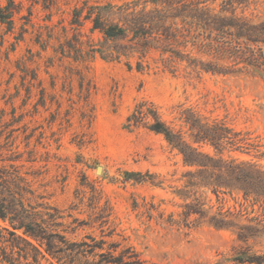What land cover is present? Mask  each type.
I'll return each instance as SVG.
<instances>
[{
  "label": "rangeland",
  "instance_id": "374dc122",
  "mask_svg": "<svg viewBox=\"0 0 264 264\" xmlns=\"http://www.w3.org/2000/svg\"><path fill=\"white\" fill-rule=\"evenodd\" d=\"M150 1L0 0L12 3L13 19L0 22V168L27 181L23 219L44 229L36 241L0 217L8 229L0 258L9 260L0 264H97L99 253L126 248L146 264H231L238 252L264 254L260 197H245L235 181L216 194L209 185L184 187L199 167L148 129L149 118L125 127L136 104L152 103L202 153L264 173V77L189 73L182 63L173 70L155 51L108 53L133 42L93 29L96 12ZM222 1L207 3L219 9ZM245 12L263 14L264 0H250ZM193 114L222 141L198 140L184 122Z\"/></svg>",
  "mask_w": 264,
  "mask_h": 264
},
{
  "label": "trees",
  "instance_id": "16d2710c",
  "mask_svg": "<svg viewBox=\"0 0 264 264\" xmlns=\"http://www.w3.org/2000/svg\"><path fill=\"white\" fill-rule=\"evenodd\" d=\"M152 7L147 4L142 9L136 6L107 4L98 10L93 18V29H99L106 39L117 41L129 40L133 43L124 44L116 53L119 57L134 51L140 57L150 51L158 52L160 62L166 68L177 69L185 64L189 73H212L237 75L247 73L264 77V13L248 14L245 6L250 0H223L219 9L212 7L207 0H151ZM11 2L0 6V22L13 25ZM242 9L238 12V8ZM91 13L88 14V17ZM112 19L113 21H110ZM78 21V19H77ZM121 53V54H120ZM129 65V64H128ZM140 68L142 62H138ZM81 88L84 77H81ZM85 90L90 89L86 82ZM144 125L164 136L167 142L176 148L187 165H196V171H188L184 187L212 186V192L218 193L220 187L230 186L235 181L244 196L260 197L264 202V173L255 164L236 161L235 159H216L204 154L197 147L188 143L179 130L167 125L152 104L141 102L136 104L132 113L125 119L126 128ZM195 114L184 120L195 136L202 141H222L209 131L206 122ZM218 140V141H217ZM202 159H206V162ZM13 174V173H11ZM203 176L205 182L198 181ZM17 170L8 175L5 168H0V217L8 221L12 229H22L23 233L36 241L44 238V229L37 222L26 223L24 217V194L30 193ZM199 184V185H197ZM202 187V186H201ZM35 226V227H34ZM246 226H238L237 237L246 241ZM8 230L5 227L1 230ZM13 235V230L7 231ZM1 241V240H0ZM9 247L14 246L10 240H4ZM27 243H30L27 240ZM0 262H9L5 257ZM97 264H146L131 248L112 254L111 251L99 253ZM211 264H219L218 262ZM231 264H264V254L238 252L231 258Z\"/></svg>",
  "mask_w": 264,
  "mask_h": 264
}]
</instances>
